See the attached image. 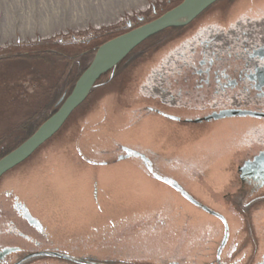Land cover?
<instances>
[{
    "label": "rangeland",
    "instance_id": "1",
    "mask_svg": "<svg viewBox=\"0 0 264 264\" xmlns=\"http://www.w3.org/2000/svg\"><path fill=\"white\" fill-rule=\"evenodd\" d=\"M181 2L0 0V154L53 114L103 41ZM263 15L264 0H221L191 25L145 41L101 78L64 128L0 180L7 220L15 195L52 214L39 245L14 240L0 221V249L26 252L1 264L22 256L24 264H263L264 189L243 182L238 167L264 149V120L193 122L236 101L199 88L188 66L201 58L202 29ZM125 148L136 155L119 159ZM147 165L225 218L224 244L223 221Z\"/></svg>",
    "mask_w": 264,
    "mask_h": 264
},
{
    "label": "flooded vegetation",
    "instance_id": "2",
    "mask_svg": "<svg viewBox=\"0 0 264 264\" xmlns=\"http://www.w3.org/2000/svg\"><path fill=\"white\" fill-rule=\"evenodd\" d=\"M219 8L222 9L223 6L220 5ZM202 30L206 33L199 44L201 58L197 64L191 59L189 60L191 63L188 64L200 77L198 87L212 89L216 97L224 101L233 94V99L236 101L229 103L228 99L226 103L215 107L212 113L234 110L253 111L264 115V15L236 19L232 23L213 22L211 26ZM220 35L229 37L221 38ZM250 118L264 120V116ZM238 171L240 179L252 186L254 191L264 189V149L245 160L238 167ZM2 223L7 228L6 232L20 243L28 241L39 245L35 238L49 237V231L40 228L36 230L37 236L15 237L17 231H14L13 226L4 221ZM56 251L59 249L50 250L49 253L58 254ZM42 253L48 252L42 251ZM11 254L25 255L26 252L20 246L1 247L0 264ZM24 258V256L17 258L14 264H24Z\"/></svg>",
    "mask_w": 264,
    "mask_h": 264
},
{
    "label": "water",
    "instance_id": "3",
    "mask_svg": "<svg viewBox=\"0 0 264 264\" xmlns=\"http://www.w3.org/2000/svg\"><path fill=\"white\" fill-rule=\"evenodd\" d=\"M220 0H182L180 4L163 13L156 19L142 24L136 28L129 29L128 32L121 34L113 39L108 40L99 46L89 66L82 71L83 73L76 81L71 93L63 100L58 110L45 122H43L34 134L29 137L24 143L14 148L10 153L0 159V180L11 170L17 168L36 152H38L48 141L64 128L65 124L71 116L84 104L97 82L102 76L110 72L119 65L127 56L135 49L141 46L153 35H156L170 28L186 27L200 17L204 11L208 10L212 5ZM263 117L264 115L257 114L253 111H222L212 113L204 118L195 119L193 122L202 123L212 120H220L233 117ZM168 118L179 121L178 118ZM192 121V120H191ZM126 155L119 159L127 158L131 155H136L129 149H124ZM152 172V168L147 165ZM153 176L176 189L181 195L186 198L192 205L201 207L205 212L220 218L225 226V243L228 236V225L225 218L217 212L211 210L206 205L201 204L193 196L184 192L179 184L171 179L162 178L157 173L152 172Z\"/></svg>",
    "mask_w": 264,
    "mask_h": 264
},
{
    "label": "crops",
    "instance_id": "4",
    "mask_svg": "<svg viewBox=\"0 0 264 264\" xmlns=\"http://www.w3.org/2000/svg\"><path fill=\"white\" fill-rule=\"evenodd\" d=\"M79 155L80 158L85 157L82 152H79ZM106 164L107 163H102L101 165H106ZM9 195L11 196L10 193ZM9 198H10L8 199L9 204L7 203V206L12 208L14 215H12L11 218L9 217L7 220V218L5 217V213H3L4 211L3 210L0 212V221L2 220L13 226L14 231H17V234L14 235L15 237L19 236L20 238L21 236H31V237L37 236L36 230H39L38 228L43 230L46 229L50 233L49 230L50 225L47 223V221L49 222L48 215L51 216L52 214H49L48 211L50 209L49 205H44V204L42 205L48 213L44 216L43 214H38L31 204H28L26 201L24 202L23 200H21V198H19L18 195Z\"/></svg>",
    "mask_w": 264,
    "mask_h": 264
},
{
    "label": "trees",
    "instance_id": "5",
    "mask_svg": "<svg viewBox=\"0 0 264 264\" xmlns=\"http://www.w3.org/2000/svg\"><path fill=\"white\" fill-rule=\"evenodd\" d=\"M161 15H162V14H161ZM159 16H160V15H159ZM159 16L156 15L155 18H157V17H159ZM150 21H151V20H150ZM148 22H149V21H148ZM184 27H185V26H184ZM184 27H181V28H184ZM186 27H187V26H186ZM174 29H175V28H174ZM158 34H159V33H158ZM158 34L153 35V36L150 37L148 40L154 38V37L157 36ZM119 35H121V34L111 36V37H109L107 40L103 41L102 43L104 44V43L107 42L108 40L113 39V38H115V37H117V36H119ZM102 43H101L100 45H102ZM100 45H99V46H100ZM99 46L97 47V49L99 48ZM135 50H136V49H135ZM135 50H134V51H135ZM134 51H133V52H134ZM133 52H132V53H133ZM132 53H131V54H132ZM131 54H130V55H131ZM130 55H129V56H130ZM122 63H123V61H122L119 65H117L114 69H112L110 72H108L107 74H105L104 76H107V75L111 74L112 72H114L116 69H118V68L120 67V65H121ZM82 73H83V72H82ZM80 76H81V75H80ZM80 76H79V77H80ZM104 76H102L101 78H103ZM77 80H78V79H77ZM99 81H100V80H99ZM99 81H98V82H99ZM98 82H97V83H98ZM95 85H97V84H95ZM95 87H96V86H95ZM63 100H64V99H63ZM61 104H62V103H61ZM61 104H59L58 108L60 107ZM58 108L53 112V114L58 110ZM53 114H51L48 118H50ZM48 118H47V119H48ZM47 119H46V120H47ZM46 120H45V121H46ZM45 121H44V122H45ZM37 129H38V128H37ZM37 129H36V130H37ZM36 130H35V131H36ZM35 131H34V132H35ZM34 132L31 133V134L29 135V137H31V136L34 134ZM29 137H27L24 141H26ZM24 141H22L21 143H24ZM21 143H20V144H21ZM20 144H19V145H20ZM19 145H18V146H19ZM16 147H17V146H16ZM16 147H14V148H16ZM14 148H8V149H6L5 151H2V153L0 154V159H1L2 157H4L5 155H7L8 153H10Z\"/></svg>",
    "mask_w": 264,
    "mask_h": 264
},
{
    "label": "bare ground",
    "instance_id": "6",
    "mask_svg": "<svg viewBox=\"0 0 264 264\" xmlns=\"http://www.w3.org/2000/svg\"><path fill=\"white\" fill-rule=\"evenodd\" d=\"M212 6H213V5H212ZM193 22H194V21H193ZM193 22H192V23H193ZM192 23H191V24H192ZM189 25H190V24H189ZM189 25H188V26H189ZM56 135H57V134H56Z\"/></svg>",
    "mask_w": 264,
    "mask_h": 264
}]
</instances>
